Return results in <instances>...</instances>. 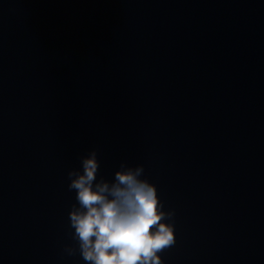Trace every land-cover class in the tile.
Segmentation results:
<instances>
[{
  "label": "clouds",
  "instance_id": "clouds-1",
  "mask_svg": "<svg viewBox=\"0 0 264 264\" xmlns=\"http://www.w3.org/2000/svg\"><path fill=\"white\" fill-rule=\"evenodd\" d=\"M82 171L68 172L76 204L69 212L71 239L85 264H163L159 253L175 243L173 213L163 210L157 188L142 179L143 166L121 163L112 181L97 180L100 163L92 149L81 157Z\"/></svg>",
  "mask_w": 264,
  "mask_h": 264
}]
</instances>
